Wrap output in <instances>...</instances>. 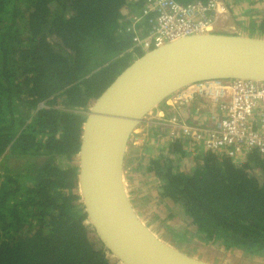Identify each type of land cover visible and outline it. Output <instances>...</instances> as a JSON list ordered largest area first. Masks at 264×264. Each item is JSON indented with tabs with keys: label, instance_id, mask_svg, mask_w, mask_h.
<instances>
[{
	"label": "trees",
	"instance_id": "trees-1",
	"mask_svg": "<svg viewBox=\"0 0 264 264\" xmlns=\"http://www.w3.org/2000/svg\"><path fill=\"white\" fill-rule=\"evenodd\" d=\"M146 6L145 0H0V264H117L85 212L76 157L87 110L144 54L134 38L148 35L153 15L135 25L130 17ZM245 29L264 36V13ZM160 132L150 129L143 155ZM138 147L129 145L125 169L137 174L144 167L141 175L160 182L164 207L154 217L173 242L195 238L248 260L264 257V156L205 152L187 172L176 163L189 157L188 143L169 144L163 148L171 159L161 151L146 163ZM132 201L137 207L139 200ZM169 203L181 214L162 217Z\"/></svg>",
	"mask_w": 264,
	"mask_h": 264
},
{
	"label": "water",
	"instance_id": "water-1",
	"mask_svg": "<svg viewBox=\"0 0 264 264\" xmlns=\"http://www.w3.org/2000/svg\"><path fill=\"white\" fill-rule=\"evenodd\" d=\"M245 32L195 34L143 49L89 107L78 184L90 225L117 264H214L154 234L126 188L125 159L144 118L178 91L211 80L264 83V36Z\"/></svg>",
	"mask_w": 264,
	"mask_h": 264
},
{
	"label": "built area",
	"instance_id": "built-area-1",
	"mask_svg": "<svg viewBox=\"0 0 264 264\" xmlns=\"http://www.w3.org/2000/svg\"><path fill=\"white\" fill-rule=\"evenodd\" d=\"M145 3L147 6L140 16L130 17L135 25L153 15L148 35L134 38L135 45L145 50L195 34H232L230 30H234L232 26L226 28L231 23V15L222 0L188 5L174 0H145ZM193 106L200 112L210 107L213 112L196 113L189 123L182 114ZM43 107L41 104L38 109ZM145 127L162 130L163 136L171 142L183 140L196 151L197 148L215 151L236 160L242 159L248 151L264 156V83L246 80L194 83L173 94L148 115ZM138 136L139 128L134 138L138 140Z\"/></svg>",
	"mask_w": 264,
	"mask_h": 264
},
{
	"label": "rangeland",
	"instance_id": "rangeland-1",
	"mask_svg": "<svg viewBox=\"0 0 264 264\" xmlns=\"http://www.w3.org/2000/svg\"><path fill=\"white\" fill-rule=\"evenodd\" d=\"M230 15L231 23H228V25L226 26V28H228V26L233 27L234 30L231 29L230 32L238 33L240 32V30L247 27L249 19H243L239 16L236 18L233 13H230ZM245 33L249 34L247 32ZM182 115L186 119V116H189V112L184 113ZM193 115L195 116V114H192V116ZM159 134L160 136L163 135L161 133ZM147 136H150V134H143V137ZM162 139L163 143H166L165 145L170 144H168L169 140L165 136H163ZM147 147L149 148V151H146L147 149H144V155L143 153H141L142 148H140V151L138 152L139 155H136L138 158L144 156L145 163L149 160V158L156 156V154L158 153L156 151L157 148H155V143H149ZM165 149L162 148V151L166 153ZM188 149L192 150L193 147L188 144ZM188 149L187 154L190 153L189 157L183 159L181 162H177L176 164L180 167L181 170L191 172L192 169L197 166L198 162L200 161L199 155H201L202 153L199 154L194 149L193 151H190ZM131 169H133V167L125 169L126 188L132 198L136 197L137 201L139 200L137 210L138 212H140L141 218L151 228L155 235H157L159 238L166 241L167 243L175 245V243H173L172 240L167 237V233H165V223L163 224V222L157 220V218L155 219L154 217L156 216V211L158 207H164L162 205L161 200H158L160 192V189L158 188L159 184H156L154 180L149 181V178H151L150 175H141V173L145 171L144 167L141 168V171L137 174H133V172L130 171ZM128 171L130 174L128 173ZM169 204L171 206L169 208L171 211L165 210L166 212L163 214L162 217L167 216L170 212L175 213L176 215L181 214V208L178 205L173 206L171 205V203ZM177 224L181 227L187 226V223L184 220H181L180 217H178L177 219ZM191 240L192 241L187 244L182 250L188 253L189 255L195 256L202 260L209 261L214 264H264V257L248 260L245 259V257L239 252H226L220 244H205L195 238ZM191 251H193V253Z\"/></svg>",
	"mask_w": 264,
	"mask_h": 264
},
{
	"label": "flooded vegetation",
	"instance_id": "flooded-vegetation-1",
	"mask_svg": "<svg viewBox=\"0 0 264 264\" xmlns=\"http://www.w3.org/2000/svg\"><path fill=\"white\" fill-rule=\"evenodd\" d=\"M229 8L230 10V13H233V12H237L239 17L240 18H246V19H249L252 20L254 19L257 15L258 16H261L263 13H264V0H222ZM256 23V22H255ZM250 26H253L254 22H250L249 23ZM88 111V110H87ZM146 129V131L144 132V130ZM161 134H164V132L162 130H160ZM139 132H140V137L138 138V140H141L142 141V144L143 142H145V144L148 142V136L147 137H143V134H150L148 132V129L147 127H145L144 125H141L139 127ZM134 134H133V138L131 140V145L134 146V147H137L135 144H134ZM171 141L169 140L168 141V144L170 143ZM166 144V143H165ZM164 143L162 145H165ZM173 144V143H172ZM146 146V145H145ZM143 146V148L145 147ZM138 148H141L138 147ZM139 152V151H138ZM141 153H143L141 151ZM137 155V154H136ZM139 155V154H138ZM161 185L159 186V189H160ZM134 198V197H133ZM173 206H176L175 204L171 203ZM164 230H165V233H167V237L171 238V236L168 234V232L166 231L165 229V226H164ZM194 239V238H193ZM192 240L189 239L186 243L184 244H176L175 242H172L175 243L176 247H178L180 250H182L187 244H189ZM199 241V239H198ZM201 242V241H200ZM205 244H220L218 242L216 243H205ZM193 253V251H191ZM262 258V257H261Z\"/></svg>",
	"mask_w": 264,
	"mask_h": 264
},
{
	"label": "crops",
	"instance_id": "crops-1",
	"mask_svg": "<svg viewBox=\"0 0 264 264\" xmlns=\"http://www.w3.org/2000/svg\"><path fill=\"white\" fill-rule=\"evenodd\" d=\"M233 15L237 18L239 15H238V13L235 11V12H233ZM218 33H222V32H218ZM223 34H226V32H224ZM228 34V33H227ZM232 34H235V33H232ZM197 104V103H196ZM188 110V112H189V116H187V119H188V121L187 122H189V123H192V114H196V113H203L204 115H205V113L204 112H200V110L196 107V106H193V107H190V108H188L187 109ZM187 112V113H188ZM152 129V128H151ZM153 129H156V128H153ZM146 131V129L144 130V132ZM148 132L150 133V129H148ZM161 137V139H159V137L156 139L155 138V141L154 140H152V142H151V144H154L155 143V148H157V154L156 155H159L160 154V152L162 151V148L163 147H165V148H167V146L168 145H162L163 144V135H161L160 136ZM166 137V136H165ZM141 142V141H140ZM154 142V143H153ZM142 143V142H141ZM135 145H137V146H141V145H138L137 144V142H136V139H135ZM191 145V144H190ZM166 151V150H165ZM163 152V151H162ZM161 155V154H160ZM165 155L167 156V157H165ZM164 157L165 158H172V156L166 151V153L164 152ZM129 168H131V167H129ZM132 170V169H131ZM130 170V171H131ZM132 174V173H131ZM151 180H154L155 182H156V184H159L160 182L155 178V177H152L151 176V178H149V181H151ZM152 185V184H151ZM159 186H160V184H159ZM159 186H158V188H159Z\"/></svg>",
	"mask_w": 264,
	"mask_h": 264
},
{
	"label": "bare ground",
	"instance_id": "bare-ground-1",
	"mask_svg": "<svg viewBox=\"0 0 264 264\" xmlns=\"http://www.w3.org/2000/svg\"><path fill=\"white\" fill-rule=\"evenodd\" d=\"M207 33H209V32H207ZM217 34H223V33H217ZM148 50H149V49H148ZM147 52H148V51H147ZM204 109H205V111H204L205 115H206V113L211 114V113L213 112L212 108H210V107H206V108H204ZM150 115H151V114H150ZM255 115H257V113H256ZM147 119H148V116L144 118V120H143V121H144V124H142V125H145ZM136 142H137L138 145H141V144H142V143L140 142V140H136Z\"/></svg>",
	"mask_w": 264,
	"mask_h": 264
},
{
	"label": "clouds",
	"instance_id": "clouds-1",
	"mask_svg": "<svg viewBox=\"0 0 264 264\" xmlns=\"http://www.w3.org/2000/svg\"><path fill=\"white\" fill-rule=\"evenodd\" d=\"M142 145V144H141ZM142 147V146H141Z\"/></svg>",
	"mask_w": 264,
	"mask_h": 264
}]
</instances>
